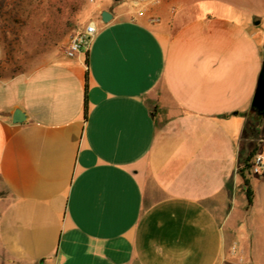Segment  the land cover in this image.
I'll list each match as a JSON object with an SVG mask.
<instances>
[{
	"label": "crops",
	"instance_id": "0c3cea01",
	"mask_svg": "<svg viewBox=\"0 0 264 264\" xmlns=\"http://www.w3.org/2000/svg\"><path fill=\"white\" fill-rule=\"evenodd\" d=\"M197 9H102L87 51L0 75V264H264V177L236 206L264 28Z\"/></svg>",
	"mask_w": 264,
	"mask_h": 264
},
{
	"label": "rangeland",
	"instance_id": "374dc122",
	"mask_svg": "<svg viewBox=\"0 0 264 264\" xmlns=\"http://www.w3.org/2000/svg\"><path fill=\"white\" fill-rule=\"evenodd\" d=\"M138 1L151 0H0V75L27 73L65 55L72 35L93 22L100 10ZM187 5L199 7L202 13L239 11L259 18L264 28V0H187ZM249 132L255 138L264 136V116L253 112ZM251 178L260 177L251 174ZM236 204L237 212L244 215L247 196L238 198Z\"/></svg>",
	"mask_w": 264,
	"mask_h": 264
},
{
	"label": "built area",
	"instance_id": "2783aa9c",
	"mask_svg": "<svg viewBox=\"0 0 264 264\" xmlns=\"http://www.w3.org/2000/svg\"><path fill=\"white\" fill-rule=\"evenodd\" d=\"M147 1V0H142ZM153 1V0H151ZM97 33V27L94 22H90L81 31L72 35L66 47L65 55L75 57L83 51L89 49L90 43ZM251 174L259 177L264 176V153H256L250 161ZM235 249V248H234Z\"/></svg>",
	"mask_w": 264,
	"mask_h": 264
},
{
	"label": "water",
	"instance_id": "95a60500",
	"mask_svg": "<svg viewBox=\"0 0 264 264\" xmlns=\"http://www.w3.org/2000/svg\"><path fill=\"white\" fill-rule=\"evenodd\" d=\"M101 18L104 23H108L112 19V15L108 11H103L101 14ZM252 110L258 115L264 116V56L255 95L253 98ZM25 120V114L20 110H16L13 114V123L22 124L23 122H25Z\"/></svg>",
	"mask_w": 264,
	"mask_h": 264
},
{
	"label": "trees",
	"instance_id": "16d2710c",
	"mask_svg": "<svg viewBox=\"0 0 264 264\" xmlns=\"http://www.w3.org/2000/svg\"><path fill=\"white\" fill-rule=\"evenodd\" d=\"M87 80V91H88V74L86 77ZM85 109L86 112L88 110V100L86 99L85 102ZM251 165H250V158L246 161L244 168L241 170V177L243 179V183H244V188H245V192H246V196H247V200H248V204L250 205L252 203V198H253V191H252V186H251ZM264 177V176H263Z\"/></svg>",
	"mask_w": 264,
	"mask_h": 264
}]
</instances>
